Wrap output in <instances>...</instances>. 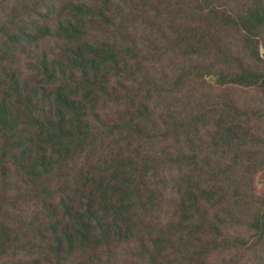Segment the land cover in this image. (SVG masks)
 Listing matches in <instances>:
<instances>
[{"label":"rangeland","instance_id":"rangeland-1","mask_svg":"<svg viewBox=\"0 0 264 264\" xmlns=\"http://www.w3.org/2000/svg\"><path fill=\"white\" fill-rule=\"evenodd\" d=\"M186 1L176 0L175 7L167 8L166 0H0V106L6 102L17 115L32 100L33 116L47 112L39 102L43 85L58 95L59 85H71L66 76L76 72L82 83L80 94L97 95L104 87L112 98L123 100L117 101L120 106L108 105L119 108L121 119L114 116L113 120L130 129L121 135L124 139L119 144L103 140L101 132L106 127L102 125L90 133L92 139L74 134L78 139L73 142L62 130H72L77 118L60 119L54 113L43 119L46 133L32 129L34 136H28L18 129L22 135L12 141L16 146H31L23 141L35 136H39V146L51 135L61 142L57 147L46 146L44 153H29L38 162L44 156L35 166L30 162L27 168L8 166L3 174L0 165V243L4 240L0 259L17 252L11 264L18 260L27 264H149L137 256L138 245H149L141 242L140 234L134 233L131 242L76 237L73 227L79 218L72 216L76 200L82 195L91 198L88 187L81 184L88 174L107 185L114 175L106 173L109 170L129 182L133 193L143 194V201L152 206V218L159 220L156 232H165L172 226L167 220L181 217L200 228L197 236L206 243L201 250L207 253L190 264H264V83L243 87L219 82L213 75L225 74L228 67L219 73L215 64L206 61L193 74V87L179 86L185 69L178 36L184 23L194 18L201 21L207 14L187 12ZM219 1L231 4L233 11L208 19L213 40L202 44L213 41L225 52L234 51L236 63L231 72L237 76L246 72L264 77V17L248 19L244 13L258 0ZM79 3L96 11L97 19L89 18ZM128 3L127 10L118 12V6ZM258 6L264 7V0ZM98 7H103L101 15ZM130 12L135 15L133 21L124 27ZM52 62V68L46 67ZM85 65L90 70L87 76ZM52 76L55 82L50 81ZM133 87L146 90L149 98L140 94L135 109L129 111ZM175 87L182 99L179 104L167 92ZM226 96L233 100L232 110L226 111L233 123L218 128L222 118L215 112L203 118L202 125H192L199 120L197 114L216 110ZM92 102L87 105L94 106ZM99 103L96 110L88 109L91 118L107 105ZM9 117L1 121L0 139H11L6 133L14 132L8 127ZM139 128L140 137L147 138L142 142L136 136ZM21 152L16 155L20 157ZM130 159L140 174L118 169ZM49 161L51 168H47ZM83 209L79 206L78 212ZM44 227H56L59 232L44 237ZM65 229L71 236L58 243ZM19 232L22 236H17ZM179 241L173 239V250L165 247L169 260L173 253L185 251L186 245Z\"/></svg>","mask_w":264,"mask_h":264},{"label":"trees","instance_id":"trees-1","mask_svg":"<svg viewBox=\"0 0 264 264\" xmlns=\"http://www.w3.org/2000/svg\"><path fill=\"white\" fill-rule=\"evenodd\" d=\"M79 1V0H78ZM176 0H166L165 5L167 8L175 7ZM202 3L195 0H187L185 2V8L187 12L194 10L199 11L198 13H207L206 17L201 19V21L197 18H194L189 23L183 24V29L179 34V48L182 53L183 57V67L184 72L182 76L179 78V82L181 83L179 86L185 85L186 87H193V77L194 73L200 69L201 64L206 61H211L214 65V69L217 72L220 71L224 72L225 74H220L219 77L213 75L219 82L225 81L226 83H234L238 86L243 87H253L264 83V77L260 74L257 75H250L246 72L240 73V75H236L231 72V67H234L236 63V53L234 51L225 52L220 46L213 44V41L207 45L202 44L208 39L213 40L212 34V25L208 19L215 15H220L222 13H227L233 11L231 4L227 2H221L219 0H200ZM260 0H258L255 4L250 5L244 11L245 16L252 18H261L264 17V7L258 6ZM83 9H86V15L91 18L92 20L97 19V13H93L90 9L87 8L86 5L79 3ZM131 6L130 3L124 5L123 7L118 6L120 9L118 12L123 10H127ZM103 7H98L99 14L101 15ZM134 13H128L125 18V23L123 24L124 27H127V23L133 21ZM143 21V20H141ZM257 36L260 35V32L257 31ZM218 48V49H216ZM172 52L171 50H168ZM253 51V47H252ZM255 51V47H254ZM257 51V49H256ZM174 53V52H172ZM253 54V53H252ZM83 55V53H81ZM166 63L170 66V59H166ZM52 64L46 65L48 68H52ZM85 69V76H87L90 72L88 66H84ZM205 71V70H204ZM201 76V73L198 74V77ZM67 78L71 79V85L67 88L65 86L59 85L56 89L58 95H55L54 92L50 90L46 84L43 85V90L41 91L42 97L39 102L44 105V109H48L47 112L38 111V114L33 116V107L31 102L28 101L24 103L23 112L17 115L12 114L9 108L6 106V102L1 104L0 106V125L1 121L6 122V117L10 116V123L8 127H11L14 132H8L6 134H10L9 137L11 139H0V165L2 168V173L5 174L8 172L9 167L13 166L15 169L17 168H27L25 167L27 162H30V165L35 166L36 164L42 162L44 160V156L40 162L38 160H32L30 158L31 152L34 153H44L45 147L54 144L52 147L60 146V140L55 136L51 135L50 140L47 138L41 143V145H37V140L39 136H35L31 140H24L25 144H29L31 146L21 147V145H13V140H18V135H22V132L28 136H34L33 130H36L38 133H46L43 124V119L54 113L60 119L64 118L65 116H73L77 118V124L72 125V130L69 128L64 127L63 132L66 138L69 141H77L78 136L80 135L83 140L84 139H92L90 137L91 132L99 131L104 126L106 128L102 129L101 135L103 140L107 141H115L117 144L121 143L122 141V134L124 132L129 131L130 129L127 126L120 125L117 123L116 120H113V117L119 118V108L111 107L108 103L116 104L118 106L121 105L120 102L123 101L117 98H112L111 93L107 92V89L104 87L100 89L98 92L99 94H80V88L82 86L81 82H78L77 73L74 72L70 76H66ZM57 78L52 76L50 78L51 82H55ZM132 82L134 81V75L129 79ZM106 81V77H104L103 83ZM105 85V84H104ZM178 86V87H179ZM149 90V86H145ZM178 87L169 88L167 91L176 101L177 104L181 103L182 99L178 98ZM12 91L13 88H10ZM155 91H158L156 89ZM132 97L129 98L127 105V109H135V100L137 97L145 93V97L149 94L145 90H136L134 87L131 89ZM22 94V93H21ZM10 97V95H9ZM106 97V98H105ZM39 100V99H38ZM92 102V105L96 106L99 103V106L107 103L105 107L101 109L102 113L94 115L93 118L90 117L89 110L90 107H93L92 110H96L94 106H88L87 102ZM226 101V103H225ZM64 104L58 105L57 103ZM45 103V104H44ZM225 103V104H224ZM233 103V100L226 96L225 99L222 100L221 105L217 104V109L214 111H207L201 114H197L199 117L198 121L192 123L193 126H197L198 124L202 125L203 118L210 116L211 114L218 112L222 120L218 123V128L224 127L225 124L228 122H232L231 116L226 113L228 107ZM191 104V100L189 105ZM126 105V104H124ZM18 107V110H20ZM118 109V113H117ZM232 110V107H229ZM21 111V110H20ZM127 112V111H126ZM41 113V116L40 114ZM30 121L28 122V120ZM121 119V118H119ZM131 119V112L130 118ZM123 120V119H122ZM120 120V121H122ZM128 120V121H129ZM137 116L134 115L133 122H136ZM83 121V122H81ZM59 122H61L59 120ZM84 125H83V124ZM114 124L113 127H107L109 124ZM233 123V122H232ZM102 125V126H101ZM139 127H142L139 124ZM19 129V131H18ZM32 130V133L30 132ZM85 131L83 132V130ZM142 128L136 130V136L140 142H142L144 137H140L139 133ZM0 131H3L0 126ZM144 132V131H142ZM1 134V132H0ZM77 134L78 136H75ZM230 140L232 136H229ZM124 139V138H123ZM147 139V138H146ZM234 140H237L236 137H233ZM228 141V143L230 142ZM112 142V141H111ZM34 145V147H33ZM70 144H65L64 147H68ZM22 149L21 156L19 157L16 153ZM29 156V157H28ZM166 162H170L167 160ZM182 164H186L184 161H181ZM21 164V165H19ZM52 162L49 161L48 167L51 168ZM123 168H118L124 172H128V174H140L141 171L133 169V160L130 159L126 165H121ZM12 169V168H10ZM106 173H110L112 176V181L105 185L103 182H95L88 174L84 182L81 184V187H88L89 194L91 198H86V196L82 195L77 198L76 205L77 210L74 216L75 218H79L77 220L76 225L73 227L75 229V233L77 234L76 237L82 238H91L93 239H104L108 241L109 239H115L117 241H134L133 234H140L141 235V242L144 244H149L148 246L138 245L140 247V251L137 253V256L140 257L143 261L148 262L149 264H190L197 256H201L204 253L206 254L207 251L201 250V247L206 243L197 236L199 233L200 228L198 226L193 225L192 221L188 220L186 217L181 218H171L167 220L172 223V226L166 228L165 232H156L155 226L159 222V220L152 218V206L145 203L143 200L145 199L143 194L133 193L132 189L129 188L130 184L126 180L123 181V177L116 175L115 172H110L106 170ZM80 175V174H79ZM77 175V177H79ZM141 175L148 176L147 172H142ZM93 191L95 194L91 193ZM97 193H96V192ZM191 196H194L192 191L188 192ZM84 206L81 212H78V207ZM194 218V217H193ZM192 218V219H193ZM194 227V228H193ZM18 229L21 230V227L18 226ZM56 227L43 229L44 237H47L51 234H56L59 231L55 230ZM62 231L64 237L58 241L60 243L69 235V232ZM22 231V230H21ZM216 232H213L215 234ZM68 235V236H67ZM17 236H22L20 232ZM179 238V242L181 245H186L185 251H178L173 253V259L169 260L166 254V248L174 249L172 241L174 238ZM215 240H212L210 243H214ZM4 240L0 243V248L2 247ZM209 243V244H210ZM25 248V245L22 246ZM81 249L80 247H78ZM74 250V247H73ZM72 250V251H73ZM14 252L11 257L9 255L2 256L0 259V264H11L12 259L14 258ZM83 263V262H82ZM13 264H27L22 260H18ZM54 264V263H53ZM84 264V263H83Z\"/></svg>","mask_w":264,"mask_h":264}]
</instances>
